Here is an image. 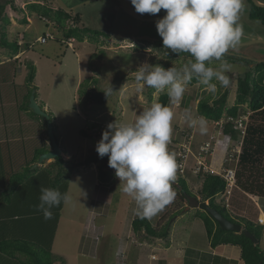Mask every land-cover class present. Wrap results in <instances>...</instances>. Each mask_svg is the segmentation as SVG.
<instances>
[{"label":"rangeland","instance_id":"1","mask_svg":"<svg viewBox=\"0 0 264 264\" xmlns=\"http://www.w3.org/2000/svg\"><path fill=\"white\" fill-rule=\"evenodd\" d=\"M64 1L69 6L79 5L74 12L81 15L82 23L88 28L108 34V37L104 35L98 38L89 35L66 37L69 28L81 27L82 23L76 25L72 18L58 19L53 12L44 14L41 12L42 8L33 7L34 3H40L41 6L56 10L59 7L57 0H2L7 2L5 14L10 18L9 25L3 22V26H6L2 27V32L5 39L10 42L17 40L21 47L16 82L22 84L18 80L22 81L24 77L26 79L27 63H34L36 75L32 85L35 89L32 93H35L41 108L51 116L57 128L59 146L64 151L62 157L69 162V167L63 173L69 185L67 191L69 200L64 202L53 244L54 255L61 259L54 264H147L140 257V250L150 246L147 244L151 236L149 237L143 229H133L132 218L137 217L133 213L135 203L131 197L120 191L118 186L120 181L115 175V169L110 168L107 163L114 173L113 179L107 184L99 185L100 161L89 166L81 165L80 162L89 156H99L96 143L101 139L108 123L116 119L131 122L145 108L157 103L161 95L166 94L147 87L138 92L134 79L136 69L144 62L157 65V60H171L175 65H179L176 60L182 62L187 55L169 54V51L163 48L162 38L157 33L156 21L135 18L122 8L119 0ZM128 1L131 4L130 0ZM245 4L246 8L239 21L244 30L243 38L238 50L229 51L225 56L226 60L228 56L235 59V62H230L232 70L226 73L230 79V86L223 88L217 83V91L213 94L207 92L203 85L193 79L187 86L180 104L171 105L177 119L173 121L169 151L175 156L178 151L189 149L190 154H197L204 142L213 136L208 155L212 157V166L218 171L228 163L230 167L237 166L242 137L238 124L240 120L246 118L248 120L250 112L249 98H238L237 79L245 72L256 75L253 66L256 62L264 60V24L260 20L250 18V4L247 0ZM131 6L134 8L132 4ZM165 14L166 11L161 9L156 15L147 13L139 15L144 18H155L163 17ZM47 32L54 38L47 39L45 43L39 42L38 38ZM0 54L13 56L11 51L2 48ZM212 66L218 65L212 63ZM92 82L96 83L94 88L97 92L112 88L110 94H105L106 100L103 104L89 99L88 93L93 86ZM225 91H228L226 111L216 122L206 117L208 122L206 134H200L197 129L180 122L179 115L184 109H190L194 116H200L202 114L197 110L199 100L207 95L217 99ZM165 105H169V98ZM232 106L238 108V116L227 112ZM227 122H235L234 127L236 126L238 131L236 137L224 132ZM231 155L233 159L225 162ZM40 156L41 154L36 163L39 162ZM52 161L45 160L39 165L50 167L54 173L56 167L50 165ZM194 161L195 156L189 155L186 173L182 175L177 170V178H185L191 193L203 200L199 193L203 179L190 169ZM36 163L31 166V171L37 167ZM1 168L0 165L2 172ZM0 177L3 190H8L11 184L9 180L7 181L9 177L4 172ZM233 187L226 186L225 192L216 195L215 201L228 204L232 193L238 189ZM233 198L235 199L234 196ZM187 204L186 199L176 194L171 204L149 219L156 229L167 222L170 224L175 222L173 230L176 245H181V242L186 240L187 230L190 229L193 220L192 213L198 210L192 208L188 209L190 211L187 213L185 211L180 213ZM234 211V218L239 219L237 221L245 227L246 223L240 221L247 215L245 210L236 206ZM184 213L185 215L181 217ZM247 213L249 215V212ZM254 214L256 215V212ZM177 217L180 220L177 221ZM260 222H264L262 215ZM198 224L200 227L197 225L191 229L188 237L190 244L187 248L211 245L205 225L200 221ZM262 228L264 236V225ZM262 246L264 247V241ZM163 255L177 264L175 248L168 253L163 251ZM1 256L0 254V261L2 257L5 258V262H0L1 264H20V260L15 257Z\"/></svg>","mask_w":264,"mask_h":264},{"label":"trees","instance_id":"2","mask_svg":"<svg viewBox=\"0 0 264 264\" xmlns=\"http://www.w3.org/2000/svg\"><path fill=\"white\" fill-rule=\"evenodd\" d=\"M247 1L250 4V18L260 20L264 24V6H258L252 0ZM259 1L264 2V0ZM6 5L7 2L0 0V33L2 35L0 48L11 51L13 56L9 60L0 62V112L4 115L7 114L10 121V130L7 133L3 132V136L0 134V165L4 169L3 171L1 168V175L3 176L4 172L9 177L8 180L11 184L8 190L0 192V197L3 200L1 201L0 198V253L12 257H17L16 253H19L24 256L23 259L17 257L20 264H54L61 259L54 255L53 244L64 201L51 209L53 218L50 220H45L43 213L37 211L36 206L40 203L42 187L58 189L62 194L67 193L69 185L65 180L66 177H63V173L69 167V162L62 156H58L50 164L56 167L54 173L47 166H39L31 171V166L38 161L39 155L50 151L52 147L47 134L45 117L36 114L29 107L31 93L35 89L32 86L36 75L34 63H27L26 81L22 84L16 82L19 58L14 56L19 54L21 47L17 40L10 42L5 39V34L2 32L3 28L10 24V18L5 14ZM33 7L42 8L41 12L44 14L53 12L58 19L72 18L76 25L82 23L79 13L68 11L61 5L56 10L41 6L40 3H34ZM3 22L6 24L5 26H3ZM83 35H89L92 38H98L101 35L108 37V34L88 28L83 23L81 27L69 28L66 33V37H82ZM185 55L187 56L183 58L182 62L179 59L176 60L179 65H175L171 60H157V64L165 68L171 66L179 68L192 59L188 53ZM226 58L229 63L235 62L231 56ZM212 63L219 64L218 61ZM253 67L256 75L245 72L237 79L238 98H249L250 112L246 121L245 133L241 137V152L236 166L235 187L248 194L264 197V60L256 62ZM92 84L88 93L89 99L103 104L106 100L105 93L97 92L94 88L96 83L92 82ZM227 97L228 91H225L217 99L207 95L199 100L197 110L200 114L216 122L226 111ZM167 101V94H163L158 102L165 105ZM227 112L234 116L239 115L236 106L230 107ZM3 119L5 120V118ZM234 123L227 122L224 132L231 133L236 137L238 131L234 127ZM54 132L57 137L55 126ZM83 134L86 133L83 132ZM57 140H59L58 137ZM106 159V155L103 158L89 156L80 162L81 165L89 166L100 161L98 163L99 185L107 184L113 179L114 173L105 166ZM201 178L203 182L199 193L202 199L208 200L210 206L219 210L230 220L239 222L237 221L239 219L234 218L233 212L230 210L227 212L228 204L215 201L216 195L225 192V180L219 175L211 174H203ZM189 188L186 179L182 177L177 178L173 184L176 194L181 195L187 202L185 193L193 195ZM183 211L185 208L180 213ZM195 215L203 220L212 247L222 243L238 245L241 247V256L245 264H264L263 225H256L245 217L240 220L246 223L245 227L242 226L251 231L258 239V243H254L244 233L224 230L204 210L198 208ZM131 225L134 230L143 229L151 237L166 239L170 236L171 224L169 222L156 229L149 219L137 216L132 218Z\"/></svg>","mask_w":264,"mask_h":264},{"label":"clouds","instance_id":"3","mask_svg":"<svg viewBox=\"0 0 264 264\" xmlns=\"http://www.w3.org/2000/svg\"><path fill=\"white\" fill-rule=\"evenodd\" d=\"M130 2L141 15H156L164 9L166 14L156 21L163 48L169 54L188 53L192 57L179 68L142 63L135 71L136 90L140 92L147 87L158 93L166 92L169 105L153 103L131 122L116 119L108 123L96 143L99 157L107 155L108 166L115 169L120 191L134 201V215L151 219L176 197L173 184L178 164L168 146L177 114L171 105L180 104L193 79L213 94L217 83L223 88L230 86L226 73L232 70V65L225 56L239 48L244 35L239 21L246 4L245 0ZM213 61L219 62L217 67L212 66ZM111 91L109 88L104 92L108 95ZM179 120L200 134L208 131L206 117L194 116L190 109H184ZM40 192L36 209L45 220L53 218V207L69 200L67 193L62 194L58 189L42 187Z\"/></svg>","mask_w":264,"mask_h":264},{"label":"crops","instance_id":"4","mask_svg":"<svg viewBox=\"0 0 264 264\" xmlns=\"http://www.w3.org/2000/svg\"><path fill=\"white\" fill-rule=\"evenodd\" d=\"M3 49V48H2ZM7 50V49H5ZM20 53L15 55V58L19 57ZM10 55L6 54H0V62L4 60H9ZM26 76V75H25ZM25 79V77H24ZM24 79L22 81H19V83H23ZM8 113V111H7ZM5 118V120L3 119ZM10 130V121L8 120V115L0 112V134L3 136V132H8ZM87 135V134H86ZM63 155H64V151ZM212 159V157H211ZM40 166V165H38ZM37 166V167H38ZM1 174V171H0ZM194 174L191 175V178H193ZM9 179V178H8ZM7 179V181H8ZM4 187L2 186L1 177H0V192L3 191ZM235 197V199L233 198ZM1 198V197H0ZM231 198V196H230ZM247 200V202H246ZM250 200V201H249ZM1 201L2 198H1ZM232 203V204H231ZM250 203V204H248ZM238 206L239 208H242V210H245V213L247 215H244L245 218L252 221L256 224H262L264 225V222H260V216L262 215L264 218V197H259L257 195H251L246 192L241 191L239 188L235 189L232 193L231 200L228 201V208L231 212H235L234 208ZM190 210L185 209V213H187ZM196 211V210H195ZM249 212V215L247 212ZM256 212V215L254 212ZM184 214H182L181 217H183ZM193 214V220L190 225V229L187 230V236L186 240H183L181 242V245L175 244V233L173 230V226L175 224H171V231L169 238L163 239V238H157V237H151L148 240V244L150 246H146V248H141V258L147 263V264H174L173 260H168L167 256L163 255V251H166L167 253L172 249L175 248L177 253L176 263L177 264H245L244 260L241 256V247L234 244H218L215 247H212L211 245L209 247L204 246L202 248L197 247H191L187 248L188 244H190L188 237L193 230L194 227L198 224V221L200 223H203V220L197 217L195 212ZM177 221L180 220L179 217L176 219ZM204 225V223H203ZM200 227V226H199ZM205 227V226H204ZM192 229V230H191ZM150 237V236H149ZM209 238V237H208ZM156 242V243H155ZM210 242V239H209ZM186 244V245H183ZM158 246V247H157ZM166 246V247H164ZM164 247V248H161ZM2 256H7L4 253H0ZM1 256V257H2ZM21 257L22 259L24 256L18 255L17 257ZM10 257V256H8ZM15 257V258H17ZM13 258V257H12ZM1 263L5 262V258H1ZM0 263V264H1Z\"/></svg>","mask_w":264,"mask_h":264},{"label":"water","instance_id":"5","mask_svg":"<svg viewBox=\"0 0 264 264\" xmlns=\"http://www.w3.org/2000/svg\"><path fill=\"white\" fill-rule=\"evenodd\" d=\"M121 3L122 8L130 15L134 16L135 18H138L140 20H149V21H157L158 19L162 17H155V18H144L141 17L131 6L128 0H119ZM256 5L258 6H264V2H261L259 0H252ZM59 5H61L64 9L70 11L75 10L79 5L69 6L64 0H57ZM88 2V1H87ZM258 41V40H255ZM262 61V60H260ZM29 107L38 115H42L45 117L47 121V134L51 141V150L48 152H45L41 154L39 158V162L36 163V166H38L40 163H42L45 160H54L58 156H62L63 152L62 149L59 146V142L57 140V137L54 132V124L52 121L51 116L48 114V112L41 108V106L38 104L35 93L33 92L30 97ZM108 159L105 160V166H107ZM108 167V166H107ZM109 168V167H108ZM186 198L188 200V204L185 206V209H192V208H199L201 210L206 211L209 213L224 230H233L238 233H244L247 237H249L254 243H258V239L255 237V235L249 231L248 229L244 228L241 223L234 222L230 220L228 217L223 215L219 210L209 205V202L206 200H200L197 196L191 195L189 193H185Z\"/></svg>","mask_w":264,"mask_h":264},{"label":"built area","instance_id":"6","mask_svg":"<svg viewBox=\"0 0 264 264\" xmlns=\"http://www.w3.org/2000/svg\"><path fill=\"white\" fill-rule=\"evenodd\" d=\"M51 38H54V36L51 33L47 32L45 35L39 37L38 41L41 43H45L47 39H51ZM246 121L247 118L240 120L238 124V127L240 128L242 135H244L246 130ZM213 139L214 137L210 136L209 140L204 142V144L201 147V150L197 154H190L189 151L191 150L189 148H188L189 151L188 150L178 151L177 155L175 156V159L178 164V173L182 175L186 173V169L188 168L189 165L188 156L193 155L195 156V161L193 165H191L192 167L190 169L195 175H199V176L203 174L219 175L225 180L227 188H231L236 185V166L230 167V163H228L222 168L221 171H218L215 167L212 166L211 156L208 154L210 153V149H211L210 145ZM232 159L233 158L231 155V157L227 158L225 162Z\"/></svg>","mask_w":264,"mask_h":264}]
</instances>
